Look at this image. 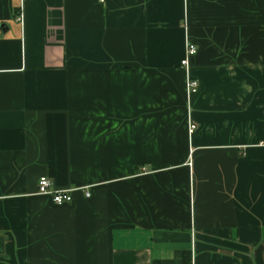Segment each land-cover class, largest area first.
I'll use <instances>...</instances> for the list:
<instances>
[{
	"label": "crops",
	"instance_id": "crops-1",
	"mask_svg": "<svg viewBox=\"0 0 264 264\" xmlns=\"http://www.w3.org/2000/svg\"><path fill=\"white\" fill-rule=\"evenodd\" d=\"M0 264H264V0H0Z\"/></svg>",
	"mask_w": 264,
	"mask_h": 264
},
{
	"label": "built area",
	"instance_id": "built-area-1",
	"mask_svg": "<svg viewBox=\"0 0 264 264\" xmlns=\"http://www.w3.org/2000/svg\"><path fill=\"white\" fill-rule=\"evenodd\" d=\"M104 0H101L103 2ZM197 48L189 44L187 45V56H193L196 54ZM188 57L182 61L183 66H188ZM187 86L191 93H196L198 91V82L194 79L189 78L187 81ZM195 126L191 125L190 130L192 131ZM74 190H56L53 188V184L50 178L41 177L38 182V194L50 196L52 202L56 205H63L72 202V193ZM89 195V193H87Z\"/></svg>",
	"mask_w": 264,
	"mask_h": 264
}]
</instances>
